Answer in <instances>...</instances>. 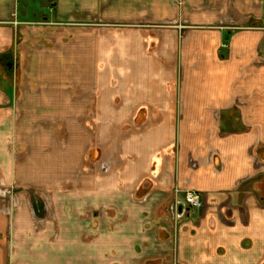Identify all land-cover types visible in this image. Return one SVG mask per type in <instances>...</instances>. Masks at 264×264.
I'll list each match as a JSON object with an SVG mask.
<instances>
[{"label":"crops","instance_id":"crops-1","mask_svg":"<svg viewBox=\"0 0 264 264\" xmlns=\"http://www.w3.org/2000/svg\"><path fill=\"white\" fill-rule=\"evenodd\" d=\"M0 76V264H264V0H0Z\"/></svg>","mask_w":264,"mask_h":264},{"label":"rangeland","instance_id":"rangeland-1","mask_svg":"<svg viewBox=\"0 0 264 264\" xmlns=\"http://www.w3.org/2000/svg\"><path fill=\"white\" fill-rule=\"evenodd\" d=\"M17 74H18V78L20 76H22L21 74H19V70H18ZM0 78H1V76H0ZM24 83L27 84L28 88L30 87L29 86L30 84H28V82H24ZM16 85H17L16 88H18L19 87V79L17 80ZM21 105H22V103H16V119L19 122L22 120V118L24 116V114L22 112V106ZM31 116L33 117V114H31ZM18 159L16 160V162L21 160V158L19 160ZM19 191H20V189H18L16 187L15 188H8L3 184L0 185V200L4 201V203H2V204L5 206V208H7L6 203L7 204L11 203V207L13 206V204L15 205V204L19 203V200H20V192ZM51 219H52V217L49 215L47 216V218L43 222H39V220L33 219L35 231H37V232L44 231L46 229L47 220L50 221Z\"/></svg>","mask_w":264,"mask_h":264},{"label":"built area","instance_id":"built-area-1","mask_svg":"<svg viewBox=\"0 0 264 264\" xmlns=\"http://www.w3.org/2000/svg\"><path fill=\"white\" fill-rule=\"evenodd\" d=\"M184 204L189 210H200L203 207V201L200 194L194 191L185 193Z\"/></svg>","mask_w":264,"mask_h":264},{"label":"water","instance_id":"water-1","mask_svg":"<svg viewBox=\"0 0 264 264\" xmlns=\"http://www.w3.org/2000/svg\"><path fill=\"white\" fill-rule=\"evenodd\" d=\"M182 210H183V207H182V206H180V207H179V211H182Z\"/></svg>","mask_w":264,"mask_h":264}]
</instances>
